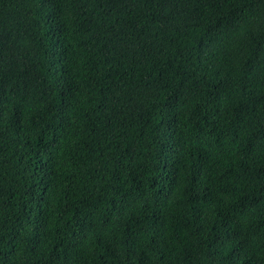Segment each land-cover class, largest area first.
Masks as SVG:
<instances>
[{
    "label": "trees",
    "instance_id": "1",
    "mask_svg": "<svg viewBox=\"0 0 264 264\" xmlns=\"http://www.w3.org/2000/svg\"><path fill=\"white\" fill-rule=\"evenodd\" d=\"M0 264H264V0H0Z\"/></svg>",
    "mask_w": 264,
    "mask_h": 264
}]
</instances>
